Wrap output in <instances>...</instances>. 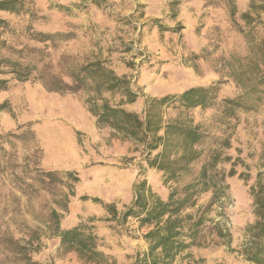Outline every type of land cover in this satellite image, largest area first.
<instances>
[{"label":"rangeland","instance_id":"374dc122","mask_svg":"<svg viewBox=\"0 0 264 264\" xmlns=\"http://www.w3.org/2000/svg\"><path fill=\"white\" fill-rule=\"evenodd\" d=\"M234 5L235 11L226 0H23L18 12L0 11L7 21L0 28L6 43L39 50L32 54L36 69L69 81L72 71L99 60L124 76L138 93L134 102H123L118 92H103L102 97L127 110L141 113L149 96L193 86L218 87L215 105L193 107L187 113L210 136L219 137V143L228 140L218 167L229 169L237 158L234 167L247 175V182L237 174L226 176L227 195L207 211L223 234L207 224L201 244L177 264H256L246 260L243 246L250 235L246 226L254 220L248 185L264 170V11L250 9L248 0H234ZM245 11L252 16L251 24L239 17ZM37 33L63 36L43 40ZM34 76L11 79L0 90V134L7 141L0 143V264H26L13 245L1 240L5 236L19 239L31 259L41 264H93L79 260L49 235L51 209L60 215L61 227L92 225L99 250L116 264H132L146 248L142 233L147 226L138 228L133 218L125 223L114 220L102 203L122 211L131 202L141 161L138 145L96 123L84 105L86 91H48ZM241 94L251 108L224 116L217 103ZM175 113L168 108L165 115ZM202 159L193 163L194 172ZM45 170L62 177L63 171L77 172L74 195L67 198L63 185L44 190L35 182L37 188L20 191L9 182L13 171L34 183L37 173ZM144 175L165 197L161 174L146 170ZM211 196V190L202 192L197 206L207 208Z\"/></svg>","mask_w":264,"mask_h":264},{"label":"trees","instance_id":"16d2710c","mask_svg":"<svg viewBox=\"0 0 264 264\" xmlns=\"http://www.w3.org/2000/svg\"><path fill=\"white\" fill-rule=\"evenodd\" d=\"M226 1L231 3L235 11L234 0ZM248 1L250 9L264 11V0ZM22 2L0 0V11L18 12ZM239 17L251 24L252 16L249 12H241ZM236 22V26H239ZM6 23L5 19L0 18V28H4ZM37 36L43 40L60 39L63 34L37 33ZM0 51L6 53H0V90L5 89L11 79L25 81L32 78L35 72L34 78L48 91L75 93L84 90L89 94L84 105L96 123L107 126L112 135L138 145L136 150L141 160L138 164L140 179L132 183L131 202L122 211H118L112 204L102 203L114 220L125 223L133 218L138 228L147 226V230L142 233L146 248L135 255L132 264H177L182 257L187 256L190 248L201 244L205 236L203 229L207 224H213L218 235L223 234L219 223L207 211L213 202L227 195L229 185L226 176L237 174L247 182V175L244 172L237 173L234 167L236 161H239L237 158L229 169L218 167L221 149L228 146V140L219 143V137L210 136L203 124L194 122L187 113L193 107L215 105L218 87L193 86L178 93L149 96L144 100L141 113H137L125 109L120 102L112 103L102 97L103 92H118L123 102L131 103L136 100L138 93L124 76L117 75L99 60L81 65L69 74L70 80L66 81L53 72L36 69L32 56L39 50L15 49L6 43L2 31ZM261 79L264 80V76ZM252 91L256 90L252 88ZM243 95L221 98V103H217L218 108L222 106L221 113L231 117L236 109H250L251 105H248L245 98L242 99ZM254 100L258 101L257 98ZM168 108L175 109L176 113L166 116ZM4 136L0 134V143L6 141ZM205 153L208 155L202 159ZM200 159L199 168L194 172L193 163ZM224 159L229 160L230 157L225 156ZM146 170H155L161 174L162 184L167 187L165 197L148 183L144 177ZM62 174L66 180L55 170L39 171L33 183L25 179V175L13 171L9 182L20 191L37 188L35 182L44 190L63 185L68 190V198L74 195L73 183L79 181V176L75 171H63ZM185 176L190 178L185 180ZM206 190L212 192L211 202L207 208L198 207V197ZM248 193L254 220L246 226L250 235L243 246L244 257L250 262L264 264V170L256 172L254 182L248 185ZM59 216L55 209H51L46 224L49 235L57 237L62 247L72 250L79 260L86 263L116 264L111 255L99 250V238L92 225L79 223L64 228L60 226ZM1 240L13 245V252L26 264H41L31 259L28 248L21 245L19 239L5 236Z\"/></svg>","mask_w":264,"mask_h":264}]
</instances>
